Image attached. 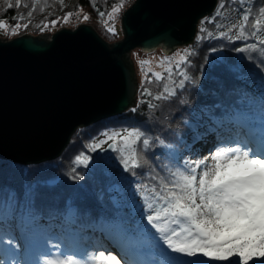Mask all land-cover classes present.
Listing matches in <instances>:
<instances>
[{"label":"snow or ice","instance_id":"1","mask_svg":"<svg viewBox=\"0 0 264 264\" xmlns=\"http://www.w3.org/2000/svg\"><path fill=\"white\" fill-rule=\"evenodd\" d=\"M39 2L32 3V10L27 13L29 18L33 17ZM125 2L113 3L111 11L106 12L97 7V0H91L101 24L112 35H116L115 21ZM228 3L233 6L229 12L235 11L237 16L220 37L244 42V46L234 51L247 53L244 58L251 62H256L258 55V66L264 68V3L257 4L256 0L251 4L247 0H228ZM4 5L5 10L22 6L21 0H15V4L4 0ZM23 7L29 5L26 3ZM225 7V3H220L215 16L205 17L201 24L215 22ZM72 16L73 13L68 12L62 17L63 22L68 23ZM13 19L17 23L11 27L0 19V31L16 35L31 24V19L21 23L24 15ZM89 19L87 15L83 17L84 21ZM57 23L59 20H52L36 27L45 31L55 28ZM199 31L207 30L202 27ZM207 35L211 37L212 33ZM201 39L198 35L197 40ZM250 40L254 42L248 43ZM194 54L186 48L172 57L161 58L156 65L163 69L161 72L152 71L150 67L146 70L151 61L139 60L142 73L139 95L157 101L175 96V89H183L185 81L190 79L185 66ZM174 74L182 77L178 83ZM162 81L163 90L153 95L149 86L154 82L159 86ZM143 103L144 100H139L131 111L136 112ZM147 107L151 109L155 105L149 101ZM102 135L104 139L87 145V150L115 153V157L108 156L105 160L118 161L117 167L122 166L124 172L136 177L134 191L139 197L134 206L139 212L136 224L126 225L123 220L106 222L119 238V250L92 243L61 247L62 241L54 235L37 246L18 245L13 228L26 231L30 209L18 211L17 194L9 192L0 200V264H41L40 257H49L42 264H264V130L254 125L253 120L247 123L246 131L238 134L241 138L230 137L217 142L207 156L194 153L185 158L177 153L166 156L160 153L170 160V165L158 166L155 174L143 170L137 147L140 143L144 149L150 146L149 138L142 139L145 130L133 126L123 131H105ZM201 136L197 131L193 139ZM159 143L164 144V141ZM90 159L81 152L75 157V163L87 166ZM30 192L26 190V195Z\"/></svg>","mask_w":264,"mask_h":264},{"label":"trees","instance_id":"2","mask_svg":"<svg viewBox=\"0 0 264 264\" xmlns=\"http://www.w3.org/2000/svg\"><path fill=\"white\" fill-rule=\"evenodd\" d=\"M129 1L133 0H126L115 24H119L120 15L127 8ZM12 2L15 4V0ZM33 2L34 0H21V7L5 10L4 0H0V19L9 27L17 23L13 17L24 15L25 20L21 23L31 19V24L26 30L22 28L16 35H6L0 31V37L12 39L21 34L32 37L44 35L46 32L53 34L62 28V25L68 26L74 22L77 26H90L109 45L122 38L120 25L116 29V35L104 29L91 0H62V3L61 0H47V3L40 0L36 4L33 17L29 18L27 13L32 10ZM118 2L119 0H97V7L109 12L111 5ZM26 3L29 7H23ZM220 3L226 5L221 10L222 15L216 17L213 23L205 21L201 24L205 17L215 16ZM247 3L251 4L252 0H247ZM256 3H264V0H256ZM232 7L228 0H216L211 13L198 20L193 42L175 49L182 51L187 48L195 53L185 66L190 79L185 81L183 89H175V96L157 101L139 95L138 89L142 79L140 57L159 54L163 58L170 57V54L164 55L160 49L147 54L139 49H133L130 60L128 59L137 79L133 106L119 115L76 130L62 153L53 161L21 166L0 160V200L5 199L9 192H15L18 211L29 208L27 222L36 225L33 228L26 226L24 232L14 227L16 236L25 234L33 236L41 232L66 235L72 232L76 238L92 241L94 238H103L107 235L104 224L114 217L123 220L126 225H133L128 215V205H135L138 202L133 183L136 177L124 172L122 166L117 167L118 161H106L105 157L97 154V151L87 150V145L99 140L105 131H123L133 126L145 130V137L142 139L149 138L150 146L144 149L140 143L137 147L143 170L155 174L159 171L158 166L170 165V160L165 158L168 153L186 154L193 142L212 133L213 130L225 134L227 139L237 138L236 128L246 117L256 118L264 112L262 99L264 68L258 66L260 57L257 55L256 62H251L244 58L247 57V53L234 51L236 47L244 46V42L239 40L233 42L220 37L222 31H227L229 22L236 19L237 13L229 12ZM68 12H72L73 16L68 23H64L62 17ZM85 15L90 19L84 21ZM52 20H59L55 28L40 31L36 27L37 24L50 23ZM202 27L207 30L205 33H200ZM208 32L212 33L211 37L207 35ZM198 35L202 37L199 41ZM252 42L254 41H248ZM132 54L138 60L139 78L136 65L131 59ZM148 75L151 76V72H148ZM174 79L178 83L182 77L174 74ZM163 83L162 81L158 86L154 82L149 86L153 95L163 90ZM141 99L145 103L140 104L136 112H132L131 109L137 107ZM149 101L155 105L154 108L147 107ZM209 117L214 119L210 120ZM197 131L202 133V136L193 139ZM160 140H163L164 144H160ZM81 152L91 157L87 166L75 163V157ZM160 153H164L165 156ZM109 156L115 157L116 154L111 153ZM136 171L139 172L140 169ZM113 188L118 190L117 196L123 205L116 203L115 205L112 201ZM29 189L30 195H26V190Z\"/></svg>","mask_w":264,"mask_h":264},{"label":"water","instance_id":"3","mask_svg":"<svg viewBox=\"0 0 264 264\" xmlns=\"http://www.w3.org/2000/svg\"><path fill=\"white\" fill-rule=\"evenodd\" d=\"M215 3L133 0L120 15L122 38L110 45L88 25L60 28L48 39H0V160L53 161L76 130L125 112L137 91L131 51L169 54L191 44Z\"/></svg>","mask_w":264,"mask_h":264},{"label":"rangeland","instance_id":"4","mask_svg":"<svg viewBox=\"0 0 264 264\" xmlns=\"http://www.w3.org/2000/svg\"><path fill=\"white\" fill-rule=\"evenodd\" d=\"M131 2L132 1L128 2V6L130 5ZM110 11H111V9H110ZM117 20L118 19H116L115 23L117 22ZM118 26H119V24L118 25L115 24V29H118ZM76 27H77V25H75L74 22L71 23L68 26H63L62 25V28H66V29H74ZM46 34H48L46 36V39H48L51 34H49L47 32H46ZM21 35H25V34H21ZM18 36H20V35H18ZM0 39H7V38L6 37L5 38L4 37H0ZM180 48H183V47H180ZM178 51H181V50L175 51V49H174L173 51H171L169 53L170 57L174 56V54L176 52H178ZM164 55H167V54H164ZM140 58L151 61V64L146 66V70H147L148 67H150L152 69V71H155V72L163 71V69L161 67H157L156 66L158 61L162 58L159 54H154L152 56H141ZM131 59L133 60V63L136 65V71L138 73V60H137V57L134 54H132L131 55ZM138 78H139V73H138ZM250 120H253V124L254 125H258V126H260L262 128V130H264V112H262L261 115L259 117H256V118L246 117L238 125V127L236 128L238 134L243 133L246 130V125H247V123ZM224 136H226V135L221 133V132H219V131L213 130L212 133L206 134L205 136L201 137L198 141L193 142L189 146V148L187 149V153L186 154H180V155H183L185 158L192 157L194 153H198L201 156H207L209 151L213 150L212 147H215L217 142H222V141L229 140V139H227V137H224ZM211 138L212 139L214 138L216 143L208 144L207 141H209ZM238 138H241V137L238 135ZM100 139H104V136H101ZM177 154H179V153H177ZM117 192H118V190L116 188L112 189V193H113L112 201L114 202V204L116 203L118 205H123L121 199H119V197L117 196ZM138 200H139V197H138ZM134 206L135 205H130V206L128 205V215L132 219L133 225L136 224L139 221V212H138V210H134ZM108 221H120V220L118 218L114 217L112 219H109ZM26 226L30 227V228L36 227V225L34 223H31V222H27ZM104 226H105V229L107 231V235L105 237H103V238H94V240H92V241L91 240L83 241V240H81L79 238H76L72 232H69L66 235H62V234H59V233L57 234L56 232H54V233L41 232V233H39L37 235H33V236L25 234V235H21V236H16V239H17V244L18 245L37 246L42 241L46 240L48 236L54 235L59 241H62L61 247H63L64 244H67L69 246H71V244L73 246H78V245L92 243V244H97V245H104L105 247H108L109 249L119 250V247H120L119 238L114 234V230H112V229H110L108 227L106 222H105ZM47 258H49V257H42L41 259L44 260V259H47Z\"/></svg>","mask_w":264,"mask_h":264},{"label":"bare ground","instance_id":"5","mask_svg":"<svg viewBox=\"0 0 264 264\" xmlns=\"http://www.w3.org/2000/svg\"><path fill=\"white\" fill-rule=\"evenodd\" d=\"M243 130V129H242ZM246 131V130H245ZM207 143L208 144H213V143H216V141H215V139L213 138H211L209 141H207ZM212 149H214V147H212ZM67 237V236H66ZM69 238V237H68ZM68 240V239H67ZM28 241V240H27ZM19 243V242H18ZM71 246H73L72 244H71ZM112 246V245H111ZM42 258V257H41ZM40 258V260H41V264H42V261H43V259H41ZM10 264H11V262H10Z\"/></svg>","mask_w":264,"mask_h":264}]
</instances>
